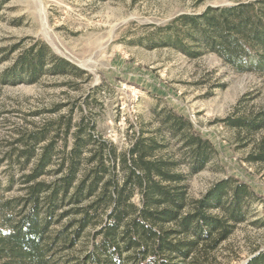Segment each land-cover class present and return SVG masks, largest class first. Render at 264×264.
<instances>
[{"label": "trees", "instance_id": "1", "mask_svg": "<svg viewBox=\"0 0 264 264\" xmlns=\"http://www.w3.org/2000/svg\"><path fill=\"white\" fill-rule=\"evenodd\" d=\"M151 45L191 57L209 51L236 71L264 73V0L180 14ZM72 73L84 71L36 41L2 75L34 83ZM72 113L22 132L5 154L6 190L19 193L0 190V264H220L214 252L260 197L232 176L190 197L188 174L217 155L213 143L169 109L159 115L157 135L139 133L118 149L95 132L91 115L73 120ZM236 123L261 128L264 112ZM172 142L181 143L179 156ZM243 264H264V250Z\"/></svg>", "mask_w": 264, "mask_h": 264}, {"label": "rangeland", "instance_id": "2", "mask_svg": "<svg viewBox=\"0 0 264 264\" xmlns=\"http://www.w3.org/2000/svg\"><path fill=\"white\" fill-rule=\"evenodd\" d=\"M246 0H0V190H6L5 154L22 132L67 114L91 115L95 132L125 149L139 133L157 135L162 111L183 115L217 150L198 172L188 174V193L201 197L227 176L247 182L260 197L249 217L214 252L220 264H243L264 250V126L236 120L264 112V73L236 71L213 52L196 57L152 46L180 14ZM36 41L84 73L42 76L37 82L6 81L3 72ZM16 46L14 50H11ZM7 55L6 58L2 57ZM56 111H53L54 109ZM173 143L179 156L180 142ZM134 201L138 200L135 194Z\"/></svg>", "mask_w": 264, "mask_h": 264}]
</instances>
